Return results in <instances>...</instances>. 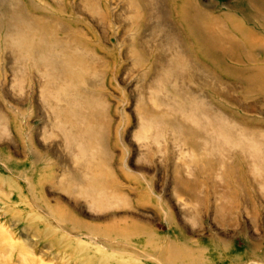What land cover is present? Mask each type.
Listing matches in <instances>:
<instances>
[{
	"label": "rangeland",
	"instance_id": "1",
	"mask_svg": "<svg viewBox=\"0 0 264 264\" xmlns=\"http://www.w3.org/2000/svg\"><path fill=\"white\" fill-rule=\"evenodd\" d=\"M105 259L264 264V0H0V264Z\"/></svg>",
	"mask_w": 264,
	"mask_h": 264
},
{
	"label": "bare ground",
	"instance_id": "2",
	"mask_svg": "<svg viewBox=\"0 0 264 264\" xmlns=\"http://www.w3.org/2000/svg\"><path fill=\"white\" fill-rule=\"evenodd\" d=\"M103 262H105L106 264H109L110 262L112 263V264H118L119 262L117 261V260H115V259H105V260H103ZM102 262V263H103ZM109 262V263H108ZM257 264H262V262H260V263H258V262H256ZM255 263V264H256Z\"/></svg>",
	"mask_w": 264,
	"mask_h": 264
}]
</instances>
